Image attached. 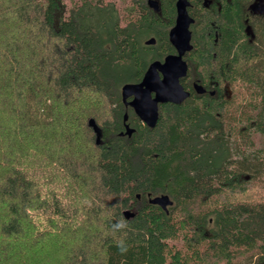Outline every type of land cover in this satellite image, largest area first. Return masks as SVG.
<instances>
[{"label":"trees","instance_id":"obj_1","mask_svg":"<svg viewBox=\"0 0 264 264\" xmlns=\"http://www.w3.org/2000/svg\"><path fill=\"white\" fill-rule=\"evenodd\" d=\"M246 1L225 4L218 56L196 55L231 96L160 104L149 127L120 88L173 48L172 5L0 0V264H264V22L250 40Z\"/></svg>","mask_w":264,"mask_h":264},{"label":"water","instance_id":"obj_2","mask_svg":"<svg viewBox=\"0 0 264 264\" xmlns=\"http://www.w3.org/2000/svg\"><path fill=\"white\" fill-rule=\"evenodd\" d=\"M148 4L158 9L156 0H148ZM178 15L175 25L170 29L169 37L172 44L178 50L176 54H168L164 60L152 61L142 79L137 82H125L121 86V99L124 105L133 108L141 121L149 127H154L160 114V103H181L189 96L183 85L180 83V77L187 72V63L183 59L186 50L192 47L190 43L191 31L189 29V18L186 11V0H178ZM155 42V38L146 40L147 44ZM199 92L203 89L196 87ZM128 114H124V131L120 135L126 134L131 136L135 128L127 123ZM89 125L94 129L97 143L101 140V129L94 118L89 119ZM140 197V195H137ZM149 202L159 205L168 211L169 206L173 204V200L168 194L149 195Z\"/></svg>","mask_w":264,"mask_h":264},{"label":"flooded vegetation","instance_id":"obj_3","mask_svg":"<svg viewBox=\"0 0 264 264\" xmlns=\"http://www.w3.org/2000/svg\"><path fill=\"white\" fill-rule=\"evenodd\" d=\"M158 2V9L151 7L148 4V0H146L147 6L154 12H161L163 7L166 5H172L174 8V18L173 23L168 29V40L172 45V49L170 52H167L161 61L164 60V57L168 54H176L178 50L172 44L169 32L170 29L175 25L177 15H178V0H156ZM225 4L233 5L234 0H186V11L191 19L189 23V29L191 31V39L190 43L192 47L186 50L183 54V59L187 63V72L184 76L180 77V83L183 85L184 89L189 92V96L184 99V102L187 99L197 100V99H209L216 98L218 95L222 99H227L232 94L231 89V80L227 77H222L217 79L213 75H208L203 73L201 70V64L196 58V55L202 53H210L215 58L218 56V48L217 44L220 40L221 35V25L218 24V18L224 14ZM244 10L242 12V22L244 24V30L248 33L249 39L254 38L253 27L255 23L264 22V0H247L243 4ZM201 24H204L203 31L201 35L198 31V28ZM208 27V30H206ZM207 31V33H206ZM213 31V45L211 47H206V38L208 34H212ZM155 38V42L151 44H147L146 40L149 38ZM156 37L154 35H150L144 39V43L146 45H154L156 43ZM197 43L201 45V49L197 46ZM160 60V59H155ZM154 61V60H153ZM152 62V61H151ZM150 62V63H151ZM149 63V64H150ZM197 86H200L203 91L199 92L197 90ZM181 102V103H182ZM171 103V102H170ZM163 104V103H160ZM159 104V105H160ZM180 104V103H179Z\"/></svg>","mask_w":264,"mask_h":264},{"label":"clouds","instance_id":"obj_4","mask_svg":"<svg viewBox=\"0 0 264 264\" xmlns=\"http://www.w3.org/2000/svg\"><path fill=\"white\" fill-rule=\"evenodd\" d=\"M126 228H127L126 222L123 220H120V221L112 224L111 231H112L113 235H115L116 232L124 231ZM116 243H117V247L119 248V250L122 254L128 252L129 247H128V245L124 239H118L116 241Z\"/></svg>","mask_w":264,"mask_h":264},{"label":"rangeland","instance_id":"obj_5","mask_svg":"<svg viewBox=\"0 0 264 264\" xmlns=\"http://www.w3.org/2000/svg\"><path fill=\"white\" fill-rule=\"evenodd\" d=\"M121 5L124 7V5L121 3ZM118 6H119V4H118ZM120 7V6H119ZM123 85V84H122ZM120 96H121V88H120ZM121 99V98H120ZM121 101H122V99H121ZM123 103V102H122ZM124 106H126V105H124ZM125 113H127V111H125ZM124 113V114H125ZM91 118H93V117H91Z\"/></svg>","mask_w":264,"mask_h":264}]
</instances>
